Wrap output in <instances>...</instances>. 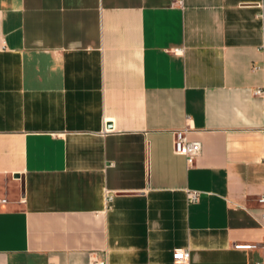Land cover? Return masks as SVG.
<instances>
[{
    "label": "crops",
    "instance_id": "1",
    "mask_svg": "<svg viewBox=\"0 0 264 264\" xmlns=\"http://www.w3.org/2000/svg\"><path fill=\"white\" fill-rule=\"evenodd\" d=\"M261 13L0 0V264L264 262ZM179 128L200 142L190 166Z\"/></svg>",
    "mask_w": 264,
    "mask_h": 264
},
{
    "label": "built area",
    "instance_id": "2",
    "mask_svg": "<svg viewBox=\"0 0 264 264\" xmlns=\"http://www.w3.org/2000/svg\"><path fill=\"white\" fill-rule=\"evenodd\" d=\"M178 5L182 4V0H175ZM260 16L264 19V14L261 13ZM262 34L264 38V22L262 24ZM260 51L263 54L262 62L264 63V39L262 44L259 46ZM257 66L253 67L256 68ZM263 88L257 87L253 90V94L258 96H263ZM262 130H264V121L262 125ZM187 128H179L172 130V150L175 154L182 155L185 157L188 166L192 165L195 158L200 153V142L196 140H189L187 138ZM200 192L194 189H186V198L188 202H196L199 198ZM258 207L260 209V220L264 226V190L256 198ZM7 198L1 192L0 188V205L6 204ZM264 245V242H263ZM236 248H251L255 245L253 244H234ZM87 264H107L104 257H94L88 258ZM172 264H189V252L186 249H175L172 252ZM261 264H264L262 262Z\"/></svg>",
    "mask_w": 264,
    "mask_h": 264
}]
</instances>
